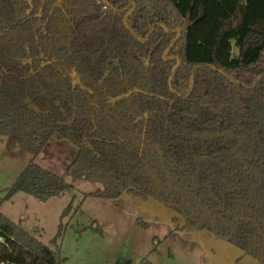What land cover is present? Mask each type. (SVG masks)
<instances>
[{
  "label": "trees",
  "instance_id": "obj_1",
  "mask_svg": "<svg viewBox=\"0 0 264 264\" xmlns=\"http://www.w3.org/2000/svg\"><path fill=\"white\" fill-rule=\"evenodd\" d=\"M257 19L264 0H0V136L32 156L0 206L82 179L264 264ZM55 134L77 148L60 176L33 161ZM62 232L47 246L0 212V264H65Z\"/></svg>",
  "mask_w": 264,
  "mask_h": 264
},
{
  "label": "rangeland",
  "instance_id": "obj_2",
  "mask_svg": "<svg viewBox=\"0 0 264 264\" xmlns=\"http://www.w3.org/2000/svg\"><path fill=\"white\" fill-rule=\"evenodd\" d=\"M251 26L264 33V19ZM76 152L74 144L55 134L33 161L60 176ZM31 159L0 136V197ZM66 180L73 188L59 196L39 201L17 192L0 206L3 215L47 246L63 226L56 242L65 264H258L207 232L182 229L183 220L153 199L129 193L94 197L89 194L101 190L100 184Z\"/></svg>",
  "mask_w": 264,
  "mask_h": 264
},
{
  "label": "water",
  "instance_id": "obj_3",
  "mask_svg": "<svg viewBox=\"0 0 264 264\" xmlns=\"http://www.w3.org/2000/svg\"><path fill=\"white\" fill-rule=\"evenodd\" d=\"M178 64V62L176 63V65Z\"/></svg>",
  "mask_w": 264,
  "mask_h": 264
},
{
  "label": "crops",
  "instance_id": "obj_4",
  "mask_svg": "<svg viewBox=\"0 0 264 264\" xmlns=\"http://www.w3.org/2000/svg\"><path fill=\"white\" fill-rule=\"evenodd\" d=\"M222 257H223V255H222Z\"/></svg>",
  "mask_w": 264,
  "mask_h": 264
}]
</instances>
